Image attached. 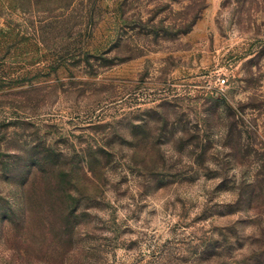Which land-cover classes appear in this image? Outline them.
Masks as SVG:
<instances>
[{
    "label": "rangeland",
    "instance_id": "1",
    "mask_svg": "<svg viewBox=\"0 0 264 264\" xmlns=\"http://www.w3.org/2000/svg\"><path fill=\"white\" fill-rule=\"evenodd\" d=\"M0 264H264V0H0Z\"/></svg>",
    "mask_w": 264,
    "mask_h": 264
}]
</instances>
